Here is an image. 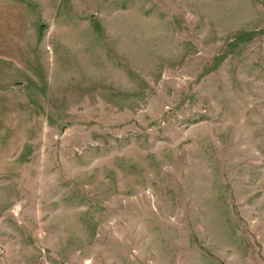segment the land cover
I'll return each instance as SVG.
<instances>
[{"label":"rangeland","instance_id":"rangeland-1","mask_svg":"<svg viewBox=\"0 0 264 264\" xmlns=\"http://www.w3.org/2000/svg\"><path fill=\"white\" fill-rule=\"evenodd\" d=\"M0 264H264V0H0Z\"/></svg>","mask_w":264,"mask_h":264}]
</instances>
